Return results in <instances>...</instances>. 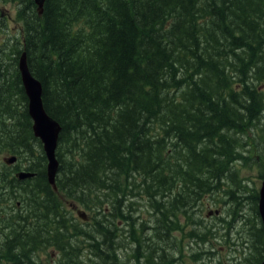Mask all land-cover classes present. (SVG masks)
<instances>
[{
	"label": "trees",
	"instance_id": "16d2710c",
	"mask_svg": "<svg viewBox=\"0 0 264 264\" xmlns=\"http://www.w3.org/2000/svg\"><path fill=\"white\" fill-rule=\"evenodd\" d=\"M3 2L17 5L23 48L10 80L0 69V152L18 159L0 165V197L33 180L38 197L13 194L22 210L0 209V264H184L174 234L209 242L200 205L222 187L238 211L229 236L244 210L237 165L257 158L242 149L264 115V0H45L42 15L35 0ZM24 52L62 127L56 191L18 70ZM251 196L261 249L246 261L262 264Z\"/></svg>",
	"mask_w": 264,
	"mask_h": 264
},
{
	"label": "rangeland",
	"instance_id": "374dc122",
	"mask_svg": "<svg viewBox=\"0 0 264 264\" xmlns=\"http://www.w3.org/2000/svg\"><path fill=\"white\" fill-rule=\"evenodd\" d=\"M16 12L17 5L15 3H4L3 0H0V48L4 47L2 52L0 51V58L2 62H4L0 69L2 70L1 73H5L7 75V80H10V78H12V76L14 75L15 65L12 58L16 56V51L18 50V48H23V37L21 32L22 25L18 20ZM250 138H253L257 142V144L262 143V139H264V115L261 117L260 122L258 123V127L254 129V132L246 137L245 141L247 142V145H245L242 149V152L245 156H250L254 153V158H256V156L257 158L250 161L247 165H243V163L241 162H239L237 165V170L239 173L238 178L240 177V179H242L243 185L246 188L245 192H243V190L237 191V195H239L238 193H240V196L244 198V204L239 207V211L244 209L243 212H239L241 215H239V218L237 217L234 223V228L229 233V236H226V233L229 232V230L227 229L228 227L225 222H233L235 218L233 214L238 213V211H234L233 214L230 212L228 213L229 209L234 206L235 202L232 196L229 197L224 194V191L229 188H220L221 192L218 194H213V199L210 196L204 198L200 205L203 209V214L200 218L204 220V224H206L208 227H211V234L208 233L207 236L209 242L203 243L199 240H195V237L185 238L183 236V233L185 231L175 232V237L172 239L182 249V254L184 255V264H248L246 258L249 257L252 253H256V250L254 249L255 246L259 254L261 243H258L257 240L255 243L254 239H250L251 232L249 230V227L257 217L254 211V198H252L251 194L255 192L260 193L262 187L263 178H261L260 175L262 169H264V152H262L261 149L263 148L264 144H262L258 148L256 146L252 147V141ZM1 147L0 150H2ZM11 156L12 154L6 151L0 152V165L5 164V159L10 158ZM260 163L262 164L260 165ZM26 165L27 164H24L23 166L25 167ZM9 169L10 168H8V170ZM27 173L34 174L32 172ZM24 179V181L33 179V176L30 175L25 177ZM29 182L30 184L28 185ZM229 183L231 182L229 181ZM23 184H26L23 185V189L19 190V188H15L13 190V194H21L25 197H38L36 191H33V186L36 185L34 183V180L28 181L27 183ZM3 185L4 184L0 183V188L4 189ZM230 186L232 189L236 190V186H238V184L234 185L233 182ZM31 191H33V196H27L26 193ZM13 194L7 195L6 197H0V209H5L7 205H11L18 211L22 210V202L20 199L15 200L18 202L17 205H12L13 200L10 197H12ZM249 196H251L252 200L248 199ZM221 199H226L228 200V202L221 204ZM10 210L11 209L9 208V213H12L13 211ZM81 213H84L86 216L89 215V212H87V210L79 209L78 211H75L74 216L79 219L81 218ZM180 215L182 224L186 225V214L183 215L181 213ZM79 220H81V223L85 221L88 223L89 217L87 216L86 219L81 218ZM194 227L195 226L191 225L190 229L193 230ZM187 228L186 232L188 231ZM197 228L199 229L200 226ZM202 229L205 230L201 231V234H206L207 228L205 227ZM163 245L164 244H162V246ZM203 251L204 254L200 258L195 259L194 257H192L194 254L200 252L203 253ZM49 253L52 254V263H54V261L58 259L57 252H55L54 250H50ZM46 257L47 255H45L44 259H46Z\"/></svg>",
	"mask_w": 264,
	"mask_h": 264
},
{
	"label": "water",
	"instance_id": "95a60500",
	"mask_svg": "<svg viewBox=\"0 0 264 264\" xmlns=\"http://www.w3.org/2000/svg\"><path fill=\"white\" fill-rule=\"evenodd\" d=\"M38 5L40 15L44 11L45 0H35ZM19 71L21 73L22 83L29 99L28 111L33 120V131L43 144L44 152L47 158V175L50 185L56 190V178L59 171V162L56 157L59 136L62 130L61 125L54 120L44 107L43 85L33 76L27 63V55L24 52L19 60ZM8 164L16 162V157L6 160ZM31 173L23 172L20 177L23 179L30 176ZM259 211L264 228V179L260 190ZM264 264V261L263 263Z\"/></svg>",
	"mask_w": 264,
	"mask_h": 264
},
{
	"label": "flooded vegetation",
	"instance_id": "af4514ba",
	"mask_svg": "<svg viewBox=\"0 0 264 264\" xmlns=\"http://www.w3.org/2000/svg\"><path fill=\"white\" fill-rule=\"evenodd\" d=\"M11 169H13V168H11ZM14 175L18 176V173H16V172H15V174H14Z\"/></svg>",
	"mask_w": 264,
	"mask_h": 264
}]
</instances>
